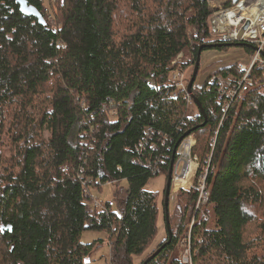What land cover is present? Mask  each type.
<instances>
[{
  "label": "trees",
  "instance_id": "1",
  "mask_svg": "<svg viewBox=\"0 0 264 264\" xmlns=\"http://www.w3.org/2000/svg\"><path fill=\"white\" fill-rule=\"evenodd\" d=\"M25 1L46 25L0 0V264H84L98 243L86 232L106 235L110 264H145L163 245L147 264H179L189 231L192 264H264V68L225 111L211 80L243 73L235 63L199 85L201 55L191 94L205 117L190 118L185 91L171 97L201 47H255H215L207 0ZM188 132L209 200L197 210L196 188L177 192L167 243L163 199L167 237L152 249L161 198L146 187L167 179ZM106 183L113 200L97 208L87 191Z\"/></svg>",
  "mask_w": 264,
  "mask_h": 264
},
{
  "label": "built area",
  "instance_id": "2",
  "mask_svg": "<svg viewBox=\"0 0 264 264\" xmlns=\"http://www.w3.org/2000/svg\"><path fill=\"white\" fill-rule=\"evenodd\" d=\"M207 1L208 9L212 13L210 42L248 44L255 47V54L250 56L249 62L241 63L238 66V69L243 73L240 79L230 75L227 78L213 77L211 80V83L217 86L218 101L224 105V109L227 111L234 100L240 98L255 84H259L252 78V71L255 67L264 68V0ZM172 82L175 90L171 92V97L176 98L179 91H185L189 108L196 109L195 115L190 118L196 120L200 110L194 97L188 92L189 81L185 78L183 70L173 72ZM196 145V137L189 135L176 149L171 195L172 197L177 195L180 189L196 188L199 191L198 210V208L207 205L210 193L206 187L208 168L205 170V174L198 179L200 163L198 156L194 153ZM152 148L155 149V146ZM95 206L98 205L95 204ZM204 217L207 218V214H204ZM177 250L175 254L177 263L192 264L191 231L185 234Z\"/></svg>",
  "mask_w": 264,
  "mask_h": 264
},
{
  "label": "rangeland",
  "instance_id": "3",
  "mask_svg": "<svg viewBox=\"0 0 264 264\" xmlns=\"http://www.w3.org/2000/svg\"><path fill=\"white\" fill-rule=\"evenodd\" d=\"M231 50H234V49H231ZM231 50H229V51H231ZM241 50L243 52H233V56L231 54L230 58H233V60L231 59L230 63L233 62L234 60H237L236 58H237L238 54H242V55L245 54L244 50L243 49H241ZM190 60L191 59L188 58V56L185 54V52H183L179 57H177V59L174 61V63L176 62L181 66V65L187 64L188 62H190ZM241 63H243V62H237L238 66ZM232 65H234V63ZM193 70H194V67L183 70V72L185 73V78L189 82L192 78ZM218 77H220V76H218ZM202 78H203V71H201V73L197 79L199 82L198 83L199 85L203 84L202 83L203 81L200 82L202 80ZM263 90H264V87L261 89V91H263ZM195 113H196V109H194L192 107L189 108V115L190 116H194ZM166 180L167 179L165 176H163V175L158 176V177L152 179L146 187V189L149 191L159 193L160 198H161L159 201L160 210L162 211L161 212V220H160V232H159L157 241L153 245L152 249H154L156 246H158L159 243L165 241V239L167 237L166 231H165L164 210H163V205H162V201L164 199V191L166 188ZM122 185L128 186V183L125 181L122 183ZM115 187H116V183H113V184L106 183L102 186V190H98L95 188L88 189L87 195L88 196L92 195L94 198V203L98 205L97 208H101L102 202H111L113 200V193H114ZM170 201H171V203H170V218H171L172 215L174 214L176 195L171 197ZM113 210L117 211V206L114 203H113ZM82 241L85 244L92 243L93 241H98L97 246L95 247V250L87 259H85L84 264H110V247H109L110 245L106 241V235L104 233L86 232L83 235ZM140 262H141V258H139V257L135 258L136 264H139Z\"/></svg>",
  "mask_w": 264,
  "mask_h": 264
},
{
  "label": "water",
  "instance_id": "4",
  "mask_svg": "<svg viewBox=\"0 0 264 264\" xmlns=\"http://www.w3.org/2000/svg\"><path fill=\"white\" fill-rule=\"evenodd\" d=\"M19 4L21 6V11L22 13H24L25 15L27 16H31V17H35L39 20V23H41L42 25H46V21L44 19V17L40 14V12L35 9L33 6H30L27 1L25 0H19ZM231 45H234V44H231V43H217L215 44L214 46L215 47H218V48H222V47H229ZM243 46H250L248 44H241ZM202 48H200L199 50V53H198V58H197V62L194 66V70H193V74H192V78L189 82V85H188V92L191 93L192 92V89L194 87V83L196 81V78L198 76V73H199V69H200V64H201V55H202ZM195 103L197 105V107L199 108L200 112L202 113V115L205 117V113L203 111V108L201 106V103L195 99ZM191 134V132H188L186 133L182 138L181 140L179 141V143L177 144V147L176 149L178 148L179 144L183 141L184 138L188 137L189 135ZM176 153V151H175ZM173 165H174V159L172 161V164H171V170H170V173L167 177V180H166V188H165V191H164V208H165V213H166V225H167V230H168V233H169V239L167 241V243L170 242L171 238H172V235H171V229H170V203H171V182H172V174H173ZM165 245H163L160 249H158L153 255H151L145 264H147L150 260H152L153 258H155L157 256V254L161 251V249L164 247Z\"/></svg>",
  "mask_w": 264,
  "mask_h": 264
},
{
  "label": "crops",
  "instance_id": "5",
  "mask_svg": "<svg viewBox=\"0 0 264 264\" xmlns=\"http://www.w3.org/2000/svg\"><path fill=\"white\" fill-rule=\"evenodd\" d=\"M233 52H243L241 49H234L229 52H224V51H219V50H212L205 52L202 54V71H203V78L200 82L206 79V77L216 71L217 69H220L222 67H228L231 66L233 63L237 62H243V63H248L250 60V56L246 54L244 51V55L238 54L237 55V60H234L233 62L230 63L231 59V54L233 56ZM198 82V81H197ZM199 83V82H198ZM203 83V82H202Z\"/></svg>",
  "mask_w": 264,
  "mask_h": 264
},
{
  "label": "bare ground",
  "instance_id": "6",
  "mask_svg": "<svg viewBox=\"0 0 264 264\" xmlns=\"http://www.w3.org/2000/svg\"><path fill=\"white\" fill-rule=\"evenodd\" d=\"M185 184H186V183H185ZM179 186H180V185H179ZM179 186H178V187H179Z\"/></svg>",
  "mask_w": 264,
  "mask_h": 264
}]
</instances>
